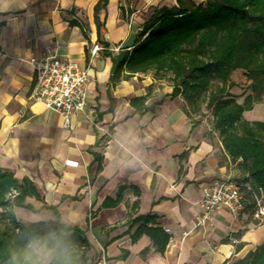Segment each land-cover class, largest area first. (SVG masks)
<instances>
[{"label":"crops","instance_id":"obj_1","mask_svg":"<svg viewBox=\"0 0 264 264\" xmlns=\"http://www.w3.org/2000/svg\"><path fill=\"white\" fill-rule=\"evenodd\" d=\"M97 1L0 0V171L27 178L38 193L23 200L33 210L12 207L15 218L21 208L29 222L57 215L79 227L90 243L91 264H230L242 258L264 241L249 196L237 215L220 208L202 218L198 204L203 185L235 179L221 163L222 155L229 157L217 134L205 121L189 119L180 95H168L169 82L149 72L110 78V56L154 8L190 9L203 0H107L98 29ZM94 44L100 49L92 54ZM50 50L89 73L86 104L68 126L57 111L29 97V58ZM147 93L146 105L160 103L136 112L130 98ZM119 186L118 202L103 206ZM146 213L168 234L163 252L146 234L130 240L137 225L130 220Z\"/></svg>","mask_w":264,"mask_h":264},{"label":"trees","instance_id":"obj_2","mask_svg":"<svg viewBox=\"0 0 264 264\" xmlns=\"http://www.w3.org/2000/svg\"><path fill=\"white\" fill-rule=\"evenodd\" d=\"M106 2L98 0L94 5L97 29L98 12ZM69 23L84 30L76 20ZM235 69L245 70L250 80L251 93L241 103L228 93L233 85L229 75ZM147 72L154 79L165 78L170 83L168 95L182 97L187 115L199 112L202 105L210 111L211 127L225 153L238 160L245 174L239 181L261 194L264 203V122L242 118V112L260 100V95L264 104V0H207L204 6L199 3L190 9L180 4L154 8L141 24L134 46L124 51L122 63L110 78L117 80ZM147 96L148 93L130 98L136 112L152 109L161 101L146 105ZM130 187L138 195V188ZM121 189L119 186L115 198L106 197L102 205L118 202ZM27 195L38 197L30 180L18 181L12 174L0 171V211L5 213L0 219V264H12V253L31 233L61 230L68 233L74 245L76 264H91L87 255L90 243L79 227L62 222L57 215L42 222L24 223L15 218L13 206L33 210L23 202ZM136 207L134 201L130 208ZM154 220L150 213L132 218L131 225H137L130 240L134 242L146 234L155 251L163 252L168 234L154 225ZM230 264H264V241Z\"/></svg>","mask_w":264,"mask_h":264},{"label":"built area","instance_id":"obj_3","mask_svg":"<svg viewBox=\"0 0 264 264\" xmlns=\"http://www.w3.org/2000/svg\"><path fill=\"white\" fill-rule=\"evenodd\" d=\"M99 49L100 46L94 44L90 50L94 54ZM29 62L33 71L29 97L57 111L63 124L68 126L71 116L82 111L86 104L88 69L55 50L31 56ZM202 190L203 194L198 200L202 218L220 208L231 214L240 213L246 206L245 195L249 193L250 215L260 222L264 220L262 195L244 182L219 177L203 185Z\"/></svg>","mask_w":264,"mask_h":264},{"label":"clouds","instance_id":"obj_4","mask_svg":"<svg viewBox=\"0 0 264 264\" xmlns=\"http://www.w3.org/2000/svg\"><path fill=\"white\" fill-rule=\"evenodd\" d=\"M11 258L12 264H76L74 245L63 230L31 233Z\"/></svg>","mask_w":264,"mask_h":264},{"label":"rangeland","instance_id":"obj_5","mask_svg":"<svg viewBox=\"0 0 264 264\" xmlns=\"http://www.w3.org/2000/svg\"><path fill=\"white\" fill-rule=\"evenodd\" d=\"M207 0L202 1V5L204 6L206 4ZM229 80L233 82V85L228 88V93L234 97L236 102L241 103L245 96L251 93L250 86V80L246 78V72L243 69H235L230 72ZM161 81L168 82L165 78H162ZM181 97V96H180ZM182 98V97H181ZM260 100L253 101L251 103V108L249 110H245L242 112V118L246 120H259L264 122V104H263V95H260ZM184 104V102H183ZM183 105V109H184ZM185 111V109H184ZM189 119L193 122H206V125L208 128H211V113L208 109L204 108L202 105V108L199 112L196 113H190L187 115ZM213 130V129H212ZM215 133L216 131L213 130ZM217 134V133H216ZM229 157V156H228ZM223 159L226 161V164L228 167L232 168L234 170L233 176L235 179L240 180L244 177V173L242 172L240 165L238 163V160H232L230 158H226L224 155L221 156V163ZM5 214L4 212L0 211V219L1 215ZM15 214L20 222H29L26 216V211L22 210L21 208H15ZM237 215V214H236ZM4 216V215H3ZM238 217V216H236ZM246 222L251 221L250 216H248ZM254 225L264 224V220L261 222H253ZM1 225V220H0Z\"/></svg>","mask_w":264,"mask_h":264},{"label":"water","instance_id":"obj_6","mask_svg":"<svg viewBox=\"0 0 264 264\" xmlns=\"http://www.w3.org/2000/svg\"><path fill=\"white\" fill-rule=\"evenodd\" d=\"M141 26L135 29H130L126 38L119 44L118 51L110 56L112 65L110 71L113 72L123 61L124 51L130 50L135 44V38Z\"/></svg>","mask_w":264,"mask_h":264}]
</instances>
